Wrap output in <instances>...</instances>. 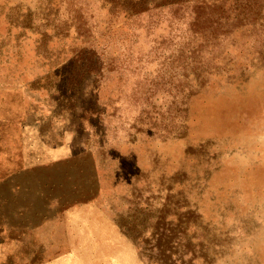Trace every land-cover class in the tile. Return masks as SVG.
<instances>
[{
    "label": "rangeland",
    "instance_id": "obj_1",
    "mask_svg": "<svg viewBox=\"0 0 264 264\" xmlns=\"http://www.w3.org/2000/svg\"><path fill=\"white\" fill-rule=\"evenodd\" d=\"M0 264H264V0H0Z\"/></svg>",
    "mask_w": 264,
    "mask_h": 264
}]
</instances>
